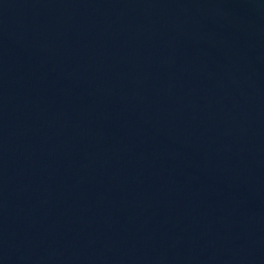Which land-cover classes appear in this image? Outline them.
<instances>
[{
  "label": "water",
  "instance_id": "1",
  "mask_svg": "<svg viewBox=\"0 0 264 264\" xmlns=\"http://www.w3.org/2000/svg\"><path fill=\"white\" fill-rule=\"evenodd\" d=\"M0 264H264V0H0Z\"/></svg>",
  "mask_w": 264,
  "mask_h": 264
}]
</instances>
